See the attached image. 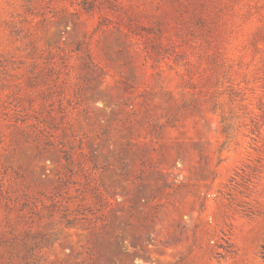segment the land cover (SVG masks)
Segmentation results:
<instances>
[{"label":"rangeland","instance_id":"374dc122","mask_svg":"<svg viewBox=\"0 0 264 264\" xmlns=\"http://www.w3.org/2000/svg\"><path fill=\"white\" fill-rule=\"evenodd\" d=\"M0 264H264V0H0Z\"/></svg>","mask_w":264,"mask_h":264}]
</instances>
